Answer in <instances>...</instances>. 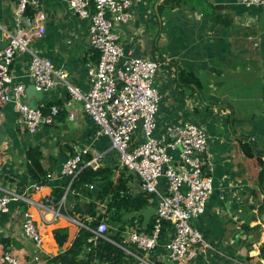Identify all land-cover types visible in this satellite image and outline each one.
<instances>
[{"label":"crops","instance_id":"crops-1","mask_svg":"<svg viewBox=\"0 0 264 264\" xmlns=\"http://www.w3.org/2000/svg\"><path fill=\"white\" fill-rule=\"evenodd\" d=\"M131 1L132 19L117 34L125 56L159 63L154 79L161 97L155 137L178 121L202 127L207 134L213 191L203 214L190 224L212 249L187 264H264V6H244L236 0ZM13 10L14 0H0V26L7 32L12 30ZM40 10L44 33L32 38L30 48L55 68H64L66 81L86 93L89 70L98 62V52L89 45L88 21L70 9L68 0H41ZM28 16L32 18L31 10ZM28 62L29 55L22 53L11 66L13 82L26 88L32 85ZM181 74L196 83L180 80ZM28 102L44 106V112L55 103L64 110L52 125L29 133L17 123L11 103L0 108V193L21 194L38 184L27 174L26 153L31 148L40 151L47 173L42 189L27 193L32 205L11 203L0 215V253L11 252L21 264H69L67 252L83 229L73 220L89 225L90 198L85 186L66 192L70 179L60 176L61 166L74 146L100 154L101 168H114L117 155L108 138L97 135L98 127L82 113L80 104L71 101L65 86L42 92L40 99L26 98ZM129 176L128 189L140 193L138 181ZM64 180L68 183L57 199ZM47 196L53 203L45 202ZM146 209L153 211L152 219L155 202ZM25 212L32 215L41 235L39 252L32 240L23 237ZM58 229L68 232L62 246L53 236ZM170 237L167 228L145 257L153 264H169ZM88 252L83 250L77 259H86ZM93 262L99 264L97 259Z\"/></svg>","mask_w":264,"mask_h":264},{"label":"built area","instance_id":"built-area-1","mask_svg":"<svg viewBox=\"0 0 264 264\" xmlns=\"http://www.w3.org/2000/svg\"><path fill=\"white\" fill-rule=\"evenodd\" d=\"M236 1L244 6H264V0ZM68 4L78 17L88 21L89 45L99 54L97 64L89 70V90L81 93L71 86L66 81L64 68H55L49 59L30 48L32 38L41 37L44 33L45 16L40 10L41 0H14L12 30L7 32L0 26V41L5 43L0 49V108L11 103L17 123L29 133L36 132L42 125H52L64 110L62 105H52L44 113V106L31 107L26 103V87L13 82L11 66L19 54L27 53V76L36 90L45 92L65 86L71 101L78 102L82 113L98 127L97 135L108 138L110 149L117 155L116 166L125 169L138 181L140 193L152 196L149 204L155 202L150 233L134 225L126 230L121 244L106 237L109 225L105 219H101L94 228L73 220L90 232L87 242L95 247L103 239L132 258L129 264H153L145 254L158 246L163 224L168 223L171 237L166 245V261L169 264H187L212 249L190 224L203 214L213 191L207 134L202 127L178 121L167 125L164 132L155 137L161 97L154 79L159 63L125 56L117 34V29L132 19L131 0H68ZM30 10L31 19L28 16ZM69 117L73 118V115ZM137 131L141 134L138 135ZM90 154L89 147L74 146L62 164L60 176L70 179L66 192L83 168L96 171L102 167V156ZM42 187L41 184H33L21 194L0 193V215L9 211L11 203L32 205L28 191L38 192ZM87 188L92 190L94 187L89 185ZM45 202L53 203L52 197L47 196ZM62 202L63 199L58 209ZM37 206L43 207L41 204ZM58 209L54 215L58 214ZM104 212L105 209L102 210ZM89 221L90 224L93 218L90 217ZM21 228L23 237L32 240L36 252H39L42 239L30 213H24ZM0 264L21 262L11 252L5 251L0 253Z\"/></svg>","mask_w":264,"mask_h":264},{"label":"trees","instance_id":"trees-1","mask_svg":"<svg viewBox=\"0 0 264 264\" xmlns=\"http://www.w3.org/2000/svg\"><path fill=\"white\" fill-rule=\"evenodd\" d=\"M178 3L179 0L175 2V4ZM180 80H187V83H196L195 78L188 79L186 76L184 77L183 74H181ZM53 105L60 104L55 103ZM51 106L52 105H49L48 108L45 106V108L49 109ZM89 158L90 156H86L85 159L88 160ZM26 159L28 161L27 174L35 183L44 185L47 173L43 170L40 163V151L37 148L29 149L26 153ZM114 172H116V175H114ZM130 178L131 176H129L126 170L120 169L119 166H115L114 168L104 167L96 171L90 168H83L70 186V189L78 191L83 189V186L87 187L91 185L95 187L97 183H103V186L97 194H93L92 190L88 188L85 189L86 195L90 198L89 208L86 214L93 218V221L88 226L94 228L101 219H105L109 225L106 237L116 244L122 243L125 238L124 233L126 230L135 225L134 220L137 221V226L141 227L143 221L142 212L148 208L149 200L152 198L151 195H145L143 193L133 194L127 187ZM67 183L68 180H64V182L60 184L59 189H57V199L60 198L63 188H65ZM103 209H105L104 213H102ZM134 214H137V216ZM152 220L153 218L145 228V233H150ZM167 228L171 230L170 225L164 223L161 234H163L164 230ZM53 236L56 243L62 246L67 239L68 232L66 229L54 230ZM90 236L91 234L89 231L85 229L79 230L72 246L67 252L71 259L69 264H91L94 263V259H97L99 264L131 263L132 258L127 256L124 251L103 239L99 240L97 245L93 247L87 242ZM125 246L127 247V245ZM87 248L89 252L87 253L86 259L78 260L77 256Z\"/></svg>","mask_w":264,"mask_h":264},{"label":"water","instance_id":"water-1","mask_svg":"<svg viewBox=\"0 0 264 264\" xmlns=\"http://www.w3.org/2000/svg\"><path fill=\"white\" fill-rule=\"evenodd\" d=\"M26 14H27V10L24 12L25 17H26ZM25 21H27L26 18H25ZM27 25H29V23H27ZM4 46H5V43L3 41H0V49H2ZM25 94H26L27 99H29L31 96H35L38 99L42 98V91L36 90V88L33 84L27 86V88L25 89ZM28 105L31 107H35L31 104V102H28ZM2 134H3V128H0V138H1ZM102 186H103V183H97L95 185V187L92 189L93 194H97ZM152 214H153V211L151 209L144 210L143 222H142V231H144V229L147 227V225H148V223L152 217Z\"/></svg>","mask_w":264,"mask_h":264},{"label":"rangeland","instance_id":"rangeland-1","mask_svg":"<svg viewBox=\"0 0 264 264\" xmlns=\"http://www.w3.org/2000/svg\"><path fill=\"white\" fill-rule=\"evenodd\" d=\"M101 164H102V161H101ZM116 164H117V163H116ZM116 164H115V165H116ZM114 167H115V166H114ZM100 169H101V168H100ZM114 175H116V173H114ZM136 225H137V224H136Z\"/></svg>","mask_w":264,"mask_h":264}]
</instances>
